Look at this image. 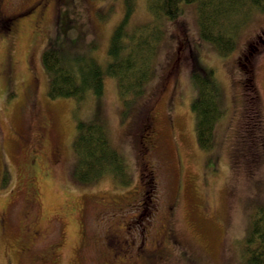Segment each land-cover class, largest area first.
Wrapping results in <instances>:
<instances>
[{"label": "rangeland", "instance_id": "374dc122", "mask_svg": "<svg viewBox=\"0 0 264 264\" xmlns=\"http://www.w3.org/2000/svg\"><path fill=\"white\" fill-rule=\"evenodd\" d=\"M123 2L13 0L3 9L0 264H239L244 254L252 215L264 203V10L251 11L235 47L223 55L199 37L195 4H183L177 18L165 19L145 90L149 99L137 101L123 121L111 76L100 96L50 97V74L41 62L45 46L54 41L80 62L103 64L111 32L125 15L126 29L155 17L144 0H135L131 12ZM40 5L44 15L34 31L29 20ZM194 61L213 69L225 109L208 149L196 141L190 109ZM243 74L251 77L250 89H242ZM145 107L154 131L147 124L140 141L137 120ZM94 113L128 160L132 180L126 186L110 175L91 184L71 176L75 121ZM40 129L43 137L36 139ZM32 148L47 177L28 176ZM109 229L127 243L118 245ZM165 234L163 257L144 258L141 252H151Z\"/></svg>", "mask_w": 264, "mask_h": 264}, {"label": "trees", "instance_id": "16d2710c", "mask_svg": "<svg viewBox=\"0 0 264 264\" xmlns=\"http://www.w3.org/2000/svg\"><path fill=\"white\" fill-rule=\"evenodd\" d=\"M123 1L124 6L131 12L135 0ZM144 2L150 14L155 17L152 16L141 25L126 29L125 15L111 32L107 47L108 60L103 64L94 59L80 62L76 59L80 58L76 52L63 50L64 48L54 41L45 46L41 52V62L50 74L48 95L72 97L77 101L82 100L88 91L100 96L104 78L111 76L115 79L121 103L119 119L123 121L137 101L145 102L149 99L150 95H146L145 90L154 78L155 57L159 44L165 37V19L177 18L182 12L183 4H195L199 37L214 45L223 55L235 47L239 29L251 11L264 10V0ZM193 55L196 57L194 53ZM190 71L194 83V95L190 102L194 134L201 148H212L216 121L225 110L222 106L221 89L211 67H202L194 61ZM148 109L143 108V117L137 120V137L140 141L148 132ZM71 145L74 152L71 176L76 182L91 184L104 175H110L121 186L131 182L128 160L123 152L112 144L106 126L97 114L75 121ZM140 149L139 153H142V146ZM244 243V254L239 264H264V203L254 211Z\"/></svg>", "mask_w": 264, "mask_h": 264}, {"label": "flooded vegetation", "instance_id": "af4514ba", "mask_svg": "<svg viewBox=\"0 0 264 264\" xmlns=\"http://www.w3.org/2000/svg\"><path fill=\"white\" fill-rule=\"evenodd\" d=\"M9 1L12 2L13 0H0V23H2V21L6 20V18L3 17L4 15H6L4 13L3 9L5 8V6L7 5V3ZM36 3H38V1L31 4L27 8L31 9V8L35 7ZM24 9H26V8H24ZM44 9L45 8L42 5H40L38 10H36L33 13L32 18L29 20V25L31 26V28L34 31L37 30L38 22L40 20H42V18H43ZM10 17H12V16H10ZM7 19H9V17ZM1 68H3V70H6L5 63ZM243 76H244V78L241 81L242 89H243V87L245 88L246 86H249V89H250V87L252 86L251 77H248L245 74H243ZM148 123L150 124V128L152 129V131H154L152 126H151L152 123L150 121V114L148 116ZM151 129L149 131L152 133ZM41 130L42 129H40V131ZM42 137H43V132L41 131V133H39V136L36 139H41ZM150 142H152V140H150ZM39 160H40L39 150H37L36 148L30 149L27 162L25 163V170H26L29 177L35 176V174L38 172L39 173L41 172L42 176H44V177H47L49 175V172L46 171V169H41L39 167V164H38ZM121 227L124 229V227H126V222L122 221ZM28 228L29 227H26L27 230H29ZM28 232H30V231H28ZM37 232H38L37 230H32L33 234H37ZM106 234L112 236L118 245H120L121 242L123 243V245H125L127 243V239L121 238L119 236L118 232H116L115 230L109 229ZM166 240H167V235L166 234L164 236L161 235L159 237V239L154 243L156 248H152L151 252H146L145 254L143 252H141V254H143L144 258L151 259L152 257H155V259L160 260L163 257V254H165V241ZM122 249H123V247H122ZM123 251H126V250H123ZM115 254H118V253L116 252Z\"/></svg>", "mask_w": 264, "mask_h": 264}]
</instances>
